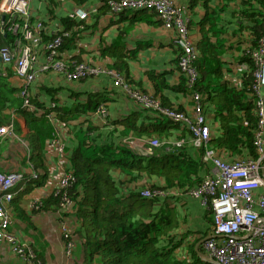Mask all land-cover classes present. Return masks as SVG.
Masks as SVG:
<instances>
[{"label":"trees","instance_id":"1","mask_svg":"<svg viewBox=\"0 0 264 264\" xmlns=\"http://www.w3.org/2000/svg\"><path fill=\"white\" fill-rule=\"evenodd\" d=\"M71 1L76 6H81L89 0ZM46 2L53 7L50 13L60 3L59 0ZM102 2L104 7L111 10L107 0ZM194 2L195 0L192 5ZM223 9L206 12L200 21L202 35L197 42V56L193 63L198 77L190 87L183 74L179 86L185 91L198 92L204 106H214L213 113L220 123L209 145L220 150L221 158L256 159L258 152L254 140L258 115L254 85L257 67L246 51L247 54L240 60H244L248 67L243 71L242 83L239 86L228 83L223 60L227 39L222 37L226 29L219 26ZM238 9V18L244 17L245 21L251 22L250 25L241 22L238 31L243 32L246 27L251 32L253 38L246 50L254 49L264 35V0H241ZM31 20L36 22L32 16ZM60 20L62 31L68 32L67 36L62 37L59 47L62 53L74 46L79 32L76 28L85 25L86 20L78 19L74 13L63 15ZM53 36L43 33L42 43L51 40ZM212 37H216L214 42ZM12 41V35L3 33L0 17V47ZM120 44L121 40L114 41L103 54L120 47ZM112 57L117 59V56ZM71 58L66 59L69 65L82 62L80 56ZM111 67L121 71L122 62L114 60ZM1 70H9V67L0 62V123L6 119L4 111L17 105L23 108L24 104L23 97L21 102L15 97L16 90L10 87L8 74L2 75ZM154 81L156 91L152 96L160 106L183 112L169 104L163 95V90L169 87L165 76H154ZM125 83L131 84L127 80ZM48 92L53 100L57 99L56 88L48 89ZM105 101L107 99L101 93H92L86 101H77L71 107L58 103L50 106L46 101H39L37 97L30 95L32 109H21L32 130L28 143L31 149L30 160L35 168L41 166L38 162L45 144L56 135L52 120L67 122L85 114L83 121L74 124L70 131L77 143L70 156L69 171L72 179L59 193L52 192L44 198L39 209L46 211L60 208L64 197L72 202L63 212V218L64 222L72 225L71 237L75 240L76 247L79 244L82 264H214L203 259L204 254L206 255L203 244L198 247L202 256L196 250V244L204 238L203 232L195 233L190 229L177 205L169 201V198L177 196L172 195V192L195 188L203 181L201 160L193 155L192 147L184 144L180 148L174 146L176 150H172V146L169 150L161 147V141L158 147H150L148 144L154 139V135L168 136L169 128L183 124L184 132L188 130L187 126L167 117L158 108L144 107L114 121L115 127L107 138H103L100 135L101 126L95 124L88 115L97 117V110L100 105H105ZM37 109H42L43 113L37 115ZM145 136L148 138L140 142V152L135 151L129 142H121L122 139L131 141V138L141 139ZM116 138H121V141L117 142ZM200 151L202 153L204 149L201 148ZM47 174L45 170L44 179ZM156 179H160L158 183H155ZM146 189L160 191L162 194L144 196L142 191ZM16 209L19 211L18 206ZM212 219L209 221L212 222ZM34 252V262L43 264L35 249Z\"/></svg>","mask_w":264,"mask_h":264},{"label":"crops","instance_id":"2","mask_svg":"<svg viewBox=\"0 0 264 264\" xmlns=\"http://www.w3.org/2000/svg\"><path fill=\"white\" fill-rule=\"evenodd\" d=\"M60 3L53 8L46 0H29L31 6V16L34 21H46L44 34L54 35L63 30L60 17L74 13L77 8H84L88 11L89 17L85 25L76 28L78 36L75 44L70 49H65L62 56L65 59H72V56H80L83 62H88L94 66H101L117 72L123 81L131 82V86L146 94L153 95L156 91L154 76L163 75L169 87L163 90L166 100L174 107L180 108L189 116H194V100L189 91H185L181 86L183 74L178 70V58L181 48L175 43V31L166 28L155 12L137 10L114 11L103 6L102 0H89L85 5L76 6L71 0H59ZM181 8L182 18L186 23L190 40L197 48V42L201 38L200 21L214 9H223L220 15V27L226 29L222 35L227 39L225 49L224 72L225 77L233 86L242 83L243 71L247 70V64L241 58L245 56L249 41L253 38L246 27L243 32L238 31L241 22L250 25L251 22L239 19V6L241 0H173ZM55 12V13H54ZM225 31V30H224ZM216 37H212L214 42ZM121 40V46L112 51H107L110 45ZM11 42L8 43L10 45ZM248 51V50H247ZM111 52L116 53L112 55ZM43 45L38 48V63L36 67L44 62ZM122 62V70L114 69V60ZM0 62L3 63L0 59ZM9 70L2 71V75L8 74L10 87L16 90L15 97L19 102L21 90L26 85L24 80L18 76L12 66ZM115 77L109 74L88 77L81 80H69L63 73L38 71L35 82L29 87L30 95L37 97L39 101H46L48 105L58 103L61 106L71 107L77 101H86L92 93H101L107 101L108 108L107 121L97 118L95 115H88L90 119L101 126L100 135L107 138L115 127L114 121L121 120L135 111L144 107L128 95L123 85L115 84ZM56 88V100L50 96L48 89ZM264 97V88L262 89ZM103 103V104H104ZM24 108V106H23ZM20 105L4 111L6 119L0 125L13 123V132L0 137V171L22 172L26 176V181L14 188V197L10 208H13L12 231L22 240V242L39 254L43 264H82L79 252V244L75 247L74 255L68 258L65 243L60 226L65 221L63 212L67 208H57L51 210H40L32 208L33 203L43 201L49 194L59 188L60 181L66 173H70V156L76 146V140L72 137L73 125L83 121L81 114L77 119L60 121L53 119L56 135L47 141L40 161L41 166L35 168L32 164L31 149L28 139L32 136L28 121L24 116ZM22 109V110H21ZM214 106L208 104L204 106L207 123L211 128L212 137L215 129L219 127V119L213 113ZM42 109H37L36 114L41 115ZM105 123V124H104ZM104 124V125H102ZM185 126L169 128L168 136H157L162 142L161 147L176 150L174 143L184 140V145L192 147L191 152L199 158L203 164L201 171L202 179L214 175L215 167L210 162H205L203 153L196 148L191 141L189 130L182 131ZM147 136V135H146ZM131 138L130 144L135 151L140 152L141 141L144 138ZM57 140L56 143L53 140ZM127 139L116 138V141L125 142ZM128 143V142H127ZM220 154V150H218ZM228 162L234 159L223 156ZM239 158V157H238ZM247 159V158H245ZM47 170V176L43 175ZM160 179H156L155 183ZM161 182V181H160ZM169 201L177 205L179 212L185 217L186 225L195 233L203 232V236H209L212 230L213 216L202 200L191 195L180 194L169 198ZM19 207V211L16 209ZM212 219V222L209 221ZM67 222V221H66ZM70 225V224H68ZM201 234V233H200ZM199 235V234H198ZM78 242V241H77ZM0 264H31L20 259L13 254L6 242H0Z\"/></svg>","mask_w":264,"mask_h":264},{"label":"built area","instance_id":"3","mask_svg":"<svg viewBox=\"0 0 264 264\" xmlns=\"http://www.w3.org/2000/svg\"><path fill=\"white\" fill-rule=\"evenodd\" d=\"M111 10H137L147 9L154 11L166 28L175 31V43L181 48L178 58V68L188 79L192 87L198 77V71L194 67L197 50L190 40L188 29L182 18V10L173 0H107ZM75 16L80 20H86L89 13L84 8H77ZM1 29L3 33L13 36L10 45L0 47V59L8 66H12L16 74L26 83L21 90L24 98V108L32 109L28 87L35 82L38 71L63 73L69 80H81L100 74L114 76L116 85H123L130 97L135 99L145 108H158L169 118L184 123L191 133V141L196 148H203V159L215 167L214 175L206 177L198 186L186 191L172 192L179 196L187 194L202 200L213 214V225L210 235L204 242L207 259L216 264H264V35L258 46L247 53L255 61L256 82L254 90L257 95L255 108L258 115V128L255 134L254 144L258 151V157L237 158L231 162L221 158L219 152L209 146L211 128L207 123L201 95L191 92L194 100V116L172 108H162L160 103L150 94L143 93L123 81L121 76L112 69L94 66L88 62H73L62 56L59 47L62 37L68 32L54 34L53 38L42 43L44 24L42 21L31 20V6L29 0H0ZM43 45L44 62L40 67L38 63V48ZM52 106H56L53 103ZM97 117L104 121L108 117L106 105H100L96 113ZM51 118V116H49ZM13 132V123L0 125V137ZM56 143L57 140H53ZM125 142H131L125 140ZM150 147H158L161 142L151 139ZM184 140L174 143L180 148ZM59 145V143H58ZM71 173H66L54 192L68 186ZM26 181L22 172H0V242H6L11 252L20 259L31 264L36 254L34 250L24 244L10 227L13 217L10 212V203L14 197V188ZM144 196L162 194L160 191L152 192L143 190ZM42 201L32 204V208L39 209ZM72 202L64 197L62 208L70 207ZM64 238L66 254L68 258L73 255L76 243L71 237V228L63 222L60 226Z\"/></svg>","mask_w":264,"mask_h":264},{"label":"clouds","instance_id":"4","mask_svg":"<svg viewBox=\"0 0 264 264\" xmlns=\"http://www.w3.org/2000/svg\"><path fill=\"white\" fill-rule=\"evenodd\" d=\"M247 51V50H246ZM204 106V105H203ZM211 138H212V133H211ZM209 144H210V142H209ZM210 146V145H209ZM212 148V147H211ZM201 149V148H200ZM216 150V149H215ZM218 151V150H217ZM258 152V151H257ZM259 155V154H258ZM224 160V159H223ZM226 161V160H225ZM1 172V171H0ZM11 172H15V171H11ZM17 172V171H16ZM4 173H8V172H4ZM13 201V200H12ZM11 201V202H12ZM11 206V203H10V205H9V207ZM208 208V207H207ZM208 210H210L209 208H208ZM211 211V210H210ZM10 212H11V208H10ZM211 213H212V211H211ZM11 214H12V212H11ZM212 216H213V214H212ZM13 217V216H12ZM67 223V222H66ZM212 225H213V223H212ZM12 226V225H11ZM70 226V225H69ZM71 228V227H70ZM10 230H11V232H13L12 231V229H11V227H10ZM14 233V232H13ZM208 236H205V240H206V238H207ZM204 239V238H203ZM63 240H64V238H63ZM205 240L203 241V245H204V242H205ZM75 241V240H74ZM33 249V248H32ZM75 250V249H74ZM205 252H206V250H205ZM73 256V255H72ZM204 256H205V258H206V260L207 261H210V260H208L207 259V253H206V255L204 254ZM210 262H212V261H210ZM212 263H214V262H212ZM215 264V263H214Z\"/></svg>","mask_w":264,"mask_h":264},{"label":"water","instance_id":"5","mask_svg":"<svg viewBox=\"0 0 264 264\" xmlns=\"http://www.w3.org/2000/svg\"><path fill=\"white\" fill-rule=\"evenodd\" d=\"M204 240H205V238L202 239V240H200V241L196 244V250H197V252H198V254H199L200 256H202V253H201L200 251H198V247H199L200 244L203 243ZM203 259L206 260L205 256H204ZM215 264H216V263H215Z\"/></svg>","mask_w":264,"mask_h":264},{"label":"rangeland","instance_id":"6","mask_svg":"<svg viewBox=\"0 0 264 264\" xmlns=\"http://www.w3.org/2000/svg\"><path fill=\"white\" fill-rule=\"evenodd\" d=\"M14 222H12V225H13ZM12 227V226H11ZM70 227L72 228V225H70Z\"/></svg>","mask_w":264,"mask_h":264}]
</instances>
